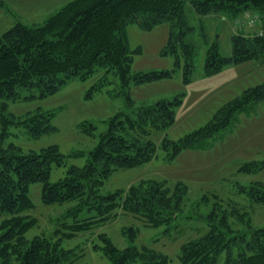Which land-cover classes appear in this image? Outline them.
I'll use <instances>...</instances> for the list:
<instances>
[{
  "label": "trees",
  "instance_id": "1",
  "mask_svg": "<svg viewBox=\"0 0 264 264\" xmlns=\"http://www.w3.org/2000/svg\"><path fill=\"white\" fill-rule=\"evenodd\" d=\"M189 2L198 15L221 14L234 19L247 11L264 16V0H69L42 24L17 20L0 35V264H62L79 257L72 247H64L62 238H71L94 223L114 219L118 210L130 214L145 227L175 229L189 194L182 180L169 184L167 179L141 178L126 188L101 193L106 179L118 168H133L157 159H174L183 150H204L219 132L230 128L239 114L256 111L264 100V81L244 89L223 103L202 126L174 140L165 134L156 143L153 133L164 132L173 122L174 109L180 98H160L151 103L136 104L130 97L131 83L151 81L170 76L181 69L188 81L194 69L195 49L185 40L188 25L184 6ZM0 6L12 13L0 0ZM169 22V36L163 53L173 58V67L150 72L132 70L133 53L126 40V25L136 23L143 29ZM239 29V27H238ZM264 30V28H262ZM230 38L231 54H220L216 41L206 51L204 71L212 74L223 66L246 60L264 62V35L234 31ZM99 80L88 89L87 96L105 89L108 73L116 74L120 88L116 95L125 100V108L104 119L106 128L98 134L96 144L87 152L82 165L67 164L68 154L57 144L37 150H24L8 141L11 128L24 127L30 138L56 131L54 111L37 107L22 114L8 110V101L20 98H46L69 79L85 81L95 73ZM20 90L30 91L21 96ZM33 91V92H32ZM79 131L94 136L96 124L89 120L77 123ZM220 134V133H219ZM64 167V174L50 181L53 167ZM264 166V159L246 161L238 171L251 173ZM39 182L40 200L54 205L75 204L65 217L86 209L95 213L72 224L59 223L51 235L26 237L37 220L28 211L33 208L29 187ZM237 192L249 202L264 203V182L250 180L238 185ZM197 202L211 209L203 216L207 230L180 246L177 258L181 264H264V225L255 226L250 213L236 202L204 194ZM122 234L129 245L116 246L106 233H99L103 254L112 264H168L163 252L135 244L138 229L123 226ZM60 232V233H59Z\"/></svg>",
  "mask_w": 264,
  "mask_h": 264
},
{
  "label": "rangeland",
  "instance_id": "2",
  "mask_svg": "<svg viewBox=\"0 0 264 264\" xmlns=\"http://www.w3.org/2000/svg\"><path fill=\"white\" fill-rule=\"evenodd\" d=\"M7 1L13 11L10 15L1 12L0 9V35L17 20L27 24H42L69 0H17L19 5L15 4L14 0ZM14 7L17 8L18 14L14 13ZM184 14L191 27L185 40L191 42L195 49L194 69L189 80H184L181 69L175 68L170 76L131 83L128 87L129 95L136 104L151 103L160 98H180L174 109V120L171 125L164 132L151 135V139L156 143L164 134L176 140L202 126L223 103L244 89L264 81L263 61L246 60L223 66L215 73L206 74L204 62L207 48L216 41L220 54L230 55V38L238 24H235L234 18L230 16L198 15L189 2L184 6ZM12 17L15 22L13 20L11 24ZM238 17L245 19L243 14H239ZM169 28V22L156 24L151 29H143L136 23L126 25L128 47L137 50L132 54V70L150 72L173 67V58L163 53ZM100 74L97 72L85 81L69 79L64 86L46 98H20L14 102L8 101V110L15 114H22L38 106L53 110L52 122L57 128L56 131L44 133L38 138H30L24 127H13L10 129L13 135L8 141L15 142L24 150H37L49 144H57L64 154L80 150L84 154L68 157L67 164L82 165L87 152L96 144L98 134L106 128L104 119L125 108L124 97L116 95L120 88L119 79L112 72L107 75L109 84L105 88L110 90V94L102 90L87 96L88 89L99 80ZM29 93L31 92L20 90L21 96ZM82 120L96 124L94 136L79 131L77 123ZM219 133L204 150H183L171 160L162 159L161 151H158V158L146 164L133 168H118L101 187V193H107L118 188H126L141 178L167 179L169 184L176 180L184 181L189 187V194L184 203L183 213L178 218L177 228L163 231L162 226L145 227L132 215L123 214L118 210V215L114 219L94 223L71 238H62L64 247H72L80 255L62 264H112L101 248L95 249L93 245L102 244L97 237L99 233H106L120 248L129 245L121 231L126 225H133L138 229L135 241L137 246H147L165 253L170 258L168 264H181L177 258L181 244L207 230L203 216L211 209L212 201L207 204L197 203L204 194L209 196L216 194L220 199L238 203V206L250 213L255 226L264 225V203L249 202L244 194L237 192L238 185H246L250 180L264 182V166L251 173L237 170L246 161L264 159V102L258 104L256 111L248 115L239 114L235 124ZM63 174V166L53 167L50 181H56ZM40 188L39 182L32 183L29 187V197L34 206L28 213L34 216L37 222L26 232L27 238L40 234L51 235L56 228L62 232L64 228H60L59 223L72 224L75 220L81 221L95 213L83 209L74 216L65 217L66 209L75 202L43 204L40 200ZM217 264H222V257Z\"/></svg>",
  "mask_w": 264,
  "mask_h": 264
},
{
  "label": "crops",
  "instance_id": "3",
  "mask_svg": "<svg viewBox=\"0 0 264 264\" xmlns=\"http://www.w3.org/2000/svg\"><path fill=\"white\" fill-rule=\"evenodd\" d=\"M5 2H6V4L8 5V1L7 0H5ZM14 3L16 4H18V2H17V0H14ZM19 5V4H18ZM9 6V5H8ZM10 7V6H9ZM0 9H1V12H3V13H8V14H10V15H12V13L11 12H9L8 10H5V8L4 7H1L0 6ZM10 9H11V11H13L12 10V8L10 7ZM14 13H16V14H18V12H17V8H15L14 7ZM256 12H253V11H247V12H244V13H242L243 15H247L248 17H251V16H253L254 14H255ZM261 16V21H259V22H257V23H255L254 25H249V24H244V25H238V27H239V29H238V27L236 26L235 27V31H237V30H241V31H243V32H245V33H258V31H260V30H263L262 28H264V16H262V15H260ZM246 18V17H245ZM15 19H16V17H15ZM39 19V18H38ZM13 20H14V18L12 17L11 18V24H12V22H13ZM235 21V20H234ZM14 22H15V20H14ZM236 24V23H235ZM12 26V25H11ZM246 27V28H245ZM9 28V27H8ZM6 30V29H5ZM4 30V31H5ZM235 33V32H234ZM262 102H264V100L263 101H261V102H259L258 104H260V103H262ZM258 104H257V106H258Z\"/></svg>",
  "mask_w": 264,
  "mask_h": 264
},
{
  "label": "built area",
  "instance_id": "4",
  "mask_svg": "<svg viewBox=\"0 0 264 264\" xmlns=\"http://www.w3.org/2000/svg\"><path fill=\"white\" fill-rule=\"evenodd\" d=\"M245 17H246L245 19H242L241 17L236 18L235 23L238 25H244V24L254 25L255 23L261 21V16L258 13H255L251 17H248L247 15ZM257 34L264 35V30L258 31Z\"/></svg>",
  "mask_w": 264,
  "mask_h": 264
}]
</instances>
